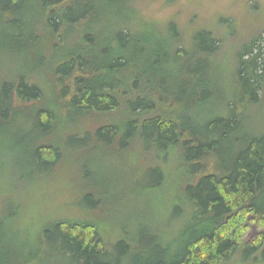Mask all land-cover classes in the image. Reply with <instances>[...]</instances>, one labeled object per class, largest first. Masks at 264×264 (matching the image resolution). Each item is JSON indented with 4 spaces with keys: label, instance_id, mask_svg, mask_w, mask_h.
Segmentation results:
<instances>
[{
    "label": "trees",
    "instance_id": "1",
    "mask_svg": "<svg viewBox=\"0 0 264 264\" xmlns=\"http://www.w3.org/2000/svg\"><path fill=\"white\" fill-rule=\"evenodd\" d=\"M142 1L0 0V264L264 259V234L245 241L264 230L262 36L228 50L198 16L159 22ZM95 153L126 164L133 220L108 221ZM58 176L75 216L29 195Z\"/></svg>",
    "mask_w": 264,
    "mask_h": 264
},
{
    "label": "rangeland",
    "instance_id": "2",
    "mask_svg": "<svg viewBox=\"0 0 264 264\" xmlns=\"http://www.w3.org/2000/svg\"><path fill=\"white\" fill-rule=\"evenodd\" d=\"M143 0L141 2V10L148 19H154L157 21L168 22L173 15L179 14L182 21L186 23L188 18L198 16V25H205L213 29L216 33H219L222 39H226V48L232 50L230 46L231 41L229 40L232 35L244 36L243 41H250L253 36L254 38L258 35L262 36V39L257 43L255 53L261 48L264 49V0ZM230 20L231 24L225 22ZM252 37V38H251ZM237 38H239L237 36ZM250 39V40H249ZM252 110H256L253 108ZM91 166H88V171L93 174L100 184L104 185L103 188L107 194L104 199L110 202L116 201L115 211H109L106 214L108 221H116L125 223L132 218L127 217L129 210H126L121 204L119 195L123 193L124 188L118 187L117 180L119 178V171L121 168H125L126 164L121 161L114 159L109 161L103 159L99 154L89 155ZM73 163L74 171L79 168L78 160ZM7 162V161H6ZM112 167L117 168L114 171ZM76 175L78 173L75 171ZM59 180L54 183H50L48 186L42 185L32 187L29 189V195L35 196L36 193L40 196L42 193L47 194L48 202L56 206V208H64L66 214H77L74 209L76 203V194H74V186L72 187L68 183H65V177L58 176ZM85 182V181H83ZM39 188L43 189L41 191ZM38 189V191H37ZM120 189V190H118ZM37 196V198H38ZM53 200L55 203H53ZM79 201V199H78ZM147 202V201H145ZM97 203V199L94 200V204ZM79 204V203H78ZM112 204V203H111ZM139 204V203H138ZM55 206H50V212L55 211ZM46 208V204L37 207L33 206L32 211ZM138 208H141L140 204ZM59 209V208H58ZM133 220V219H132ZM264 234V230L260 229L257 224H251L249 232L245 235V241L247 244H252L257 240L260 235ZM249 255H241L238 260L230 264H252ZM257 264H264V259L260 258Z\"/></svg>",
    "mask_w": 264,
    "mask_h": 264
}]
</instances>
